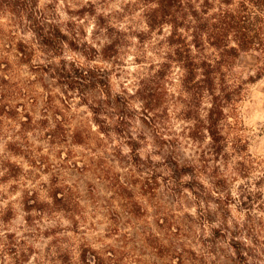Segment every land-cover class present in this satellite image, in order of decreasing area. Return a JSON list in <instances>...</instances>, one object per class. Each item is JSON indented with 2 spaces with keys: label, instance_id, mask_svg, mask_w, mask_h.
I'll use <instances>...</instances> for the list:
<instances>
[{
  "label": "rangeland",
  "instance_id": "1",
  "mask_svg": "<svg viewBox=\"0 0 264 264\" xmlns=\"http://www.w3.org/2000/svg\"><path fill=\"white\" fill-rule=\"evenodd\" d=\"M7 1L0 55L25 108L0 136V264H82L85 251L105 264H264L248 225L263 217L264 56L240 51L227 69L240 94L216 156L197 121L209 99L179 63L162 65L196 29L153 23L144 0Z\"/></svg>",
  "mask_w": 264,
  "mask_h": 264
},
{
  "label": "trees",
  "instance_id": "2",
  "mask_svg": "<svg viewBox=\"0 0 264 264\" xmlns=\"http://www.w3.org/2000/svg\"><path fill=\"white\" fill-rule=\"evenodd\" d=\"M144 1L152 4V7H149V17L153 23L161 20L172 29L182 28L186 31L196 29L191 41L180 37V46L167 54L168 60L162 65L168 69L172 62L179 63L185 72L183 80L185 86L188 88L193 84V90L200 103L204 97L209 99L205 117H198L197 121L211 140L213 154L223 156L226 142L223 125L226 117L224 104H233L240 94V85L228 81L227 69L240 51H256L264 56V0ZM7 2L0 0V10L8 6L10 1ZM175 34L176 30H173L169 39ZM16 51L21 61H25L29 55L22 45H19ZM78 75L81 77L84 73ZM18 93H21L18 83L11 79V65L6 55H0V136L3 133L4 119H12L21 108H25L24 104L19 107L16 105L18 103H11L12 98ZM25 116L24 120L19 121L23 129L31 123L28 113H25ZM50 136L51 139L59 138L57 131ZM10 145L11 150L15 151L14 144L11 142ZM1 164L7 170L8 164L4 161H1ZM247 168L243 162H238L237 170L247 172ZM9 173L6 171L5 175ZM255 196L262 198L260 193H256ZM260 208L263 217L254 219L249 214L248 225L253 228L250 231L254 230L264 235V204L260 205ZM3 237L4 243L9 245L8 251L14 254L16 252L14 237L9 233H5ZM89 254V251H85L80 256L82 264H105L102 257L98 255L89 257ZM26 257V253H21V264ZM52 264L73 262L68 255L60 254L52 259Z\"/></svg>",
  "mask_w": 264,
  "mask_h": 264
}]
</instances>
